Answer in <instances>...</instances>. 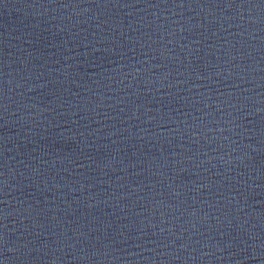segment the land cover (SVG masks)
Wrapping results in <instances>:
<instances>
[{
    "label": "water",
    "instance_id": "95a60500",
    "mask_svg": "<svg viewBox=\"0 0 264 264\" xmlns=\"http://www.w3.org/2000/svg\"><path fill=\"white\" fill-rule=\"evenodd\" d=\"M0 203L264 220V0H0Z\"/></svg>",
    "mask_w": 264,
    "mask_h": 264
}]
</instances>
